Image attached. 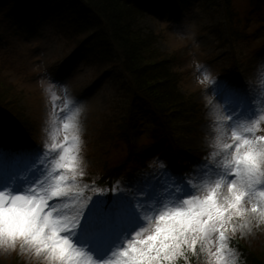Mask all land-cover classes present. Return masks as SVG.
I'll use <instances>...</instances> for the list:
<instances>
[{"label": "rangeland", "instance_id": "1", "mask_svg": "<svg viewBox=\"0 0 264 264\" xmlns=\"http://www.w3.org/2000/svg\"><path fill=\"white\" fill-rule=\"evenodd\" d=\"M234 6L241 20L240 32L250 41L234 44L231 50L229 43L225 44L230 35L225 28L226 20L220 7L205 0H185L183 11H175V15L168 16L163 5L154 0V15L148 16L141 23L144 32L158 36L157 48L167 58L172 59L175 70L181 74L183 93L197 105L194 119H183L173 125L174 142L179 147L196 151L202 160L200 163L194 160L190 169L191 183L195 187H199L201 183L202 167H207L204 162L213 164L221 159V144L224 141L231 142V121L227 119L226 111L222 110V105L211 92V81L218 78L228 87H248L254 100L251 110L255 112V118L264 117V24L258 22L259 18L252 17L250 0H235ZM42 23L40 20L23 29L25 37L22 36L21 41L14 44L13 52L6 47L0 50V61H8L5 78L15 91L21 93L22 106L30 124L28 134L14 128L10 130L2 120L0 129L3 130L6 141H19L39 151L40 147L47 149L49 145L56 143L58 129L61 130L59 142L63 143L62 124L65 112L75 113L80 137L77 145L79 171L83 173L79 177L78 188L81 189L80 197H92L84 210L81 232L87 231L90 221L103 204L102 208L114 213L110 236L104 242L99 245L89 240L83 242L89 245V251L103 259L108 251L120 243L123 233L130 227L116 218L121 208H127L131 214L133 201L128 193H115L108 202L96 193V179L103 163L117 161L124 154L122 149L116 148V141L110 138L118 131L116 128L121 123L120 119L127 116L128 102L117 88L120 78L118 69L107 70L109 67L103 66L100 74L104 75L99 78L91 74L89 66L76 63L67 67L66 58L63 57L70 53L69 49L65 50L64 41ZM217 28L221 31H216ZM241 39L244 40L245 37ZM231 53H235L236 57V75L230 66ZM60 71L62 73L59 74ZM53 96L57 98L55 101ZM220 99L223 100L222 95ZM137 128L134 130L137 140L134 139L133 142L148 145V123L144 122ZM256 135H264V122ZM153 151L155 152H150V156L159 152L158 159L164 155L167 157L163 164L172 170L178 168H175L176 164L170 155L167 156L164 144L158 145ZM56 159L58 156L54 153L50 155L49 161L53 167L48 168L49 174L54 170ZM23 166L21 162L20 167ZM160 167L161 163L155 170ZM141 172L150 171L132 164L121 177L118 186L123 187L126 181L130 184L133 176ZM3 186V178L0 177V187ZM53 202L49 201L50 204ZM56 202L61 207L67 205L70 208L77 201L57 198ZM232 242L243 244L248 250L262 249L264 225L254 226L250 234L241 235L238 231L232 236ZM234 259L235 264H239L235 255ZM0 264H47V261L19 247L15 250L0 248Z\"/></svg>", "mask_w": 264, "mask_h": 264}, {"label": "snow or ice", "instance_id": "2", "mask_svg": "<svg viewBox=\"0 0 264 264\" xmlns=\"http://www.w3.org/2000/svg\"><path fill=\"white\" fill-rule=\"evenodd\" d=\"M210 89L231 121V142L221 144V159L204 162L207 167L201 169L199 187L161 162L159 170L141 172L130 184L126 181L123 187L111 189L112 193L126 191L133 208L131 214L127 208L118 210L116 218L130 227L103 259L83 242H104L114 213L101 208L87 231L81 232L92 197H80L78 188L83 173L75 113L65 112L63 143L58 129L56 143L39 151L6 141L0 129L4 184L0 187V248L19 247L47 264H176L188 253L199 256L201 252L212 264H235L232 236L238 231L250 234L254 226L264 225V135H256L264 117L255 118L248 87H228L217 78ZM53 153L58 159L49 174ZM103 193L109 192H99ZM57 198L77 202L61 207Z\"/></svg>", "mask_w": 264, "mask_h": 264}, {"label": "trees", "instance_id": "3", "mask_svg": "<svg viewBox=\"0 0 264 264\" xmlns=\"http://www.w3.org/2000/svg\"><path fill=\"white\" fill-rule=\"evenodd\" d=\"M205 1L220 7L230 35L225 44L229 43L230 50L234 44L250 41L240 32L241 20L234 6L235 0ZM158 2L165 8L166 16L185 9V0ZM153 4L154 0H0V50L6 47L13 52L14 44L25 37L23 29L42 20L43 26H48L64 41L65 50L69 49L70 53L63 57L67 67L76 63L89 66L91 74L99 78L104 75L100 74L103 66H108L107 70H119L117 88L126 97L128 110L127 116L120 119L118 131L109 137L124 154L117 161L104 162L97 175L96 193L105 202L112 200L115 193L110 190L118 186L132 164L151 171L163 160L167 161L165 155L158 159L159 152L150 156L160 144H164L167 156L170 155L175 168L178 167L173 171L183 175L191 185V166L194 160L202 161L196 151L179 147L173 140V125L183 119H194L197 105L183 93L181 74L175 70L172 59L157 48L158 36L144 32L141 27L144 19L154 15ZM250 8L252 17L259 18L258 22L264 24V0H250ZM216 31L221 30L217 28ZM249 38L252 40L251 36ZM234 54H229V59L236 75ZM7 63L0 61V120L10 130L14 128L28 134L30 124L22 106L21 93L14 90L4 75ZM144 122L150 127L148 145H139L133 142L136 139L134 130ZM101 190L109 193L99 194ZM231 247L239 264H264V247L248 250L238 242H232ZM210 263V258L203 252L199 256L188 253L186 259L180 258L176 262Z\"/></svg>", "mask_w": 264, "mask_h": 264}]
</instances>
